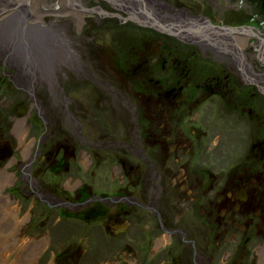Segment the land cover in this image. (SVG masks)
I'll list each match as a JSON object with an SVG mask.
<instances>
[{
    "label": "rangeland",
    "instance_id": "rangeland-1",
    "mask_svg": "<svg viewBox=\"0 0 264 264\" xmlns=\"http://www.w3.org/2000/svg\"><path fill=\"white\" fill-rule=\"evenodd\" d=\"M52 1L42 3L47 6ZM60 1L62 2L58 0ZM151 1L155 7L159 8L156 1ZM82 2L85 6L83 13L91 14L90 21L71 20L70 16L75 14L76 9L69 6H66L64 11L60 5L57 10L52 9L51 6H47L48 11H43L41 8L42 12L25 9L26 17L24 18L27 21L25 20L21 27L40 18L37 21L50 27L58 36L56 42L52 41L53 43L47 45L48 49H51L53 44H58L59 47L68 46L65 53L69 55L70 64L62 68L60 64L54 66L55 61H52V58L57 59L56 53L47 54L42 61L40 60L43 72L42 65L52 69L53 76L50 75V82L43 78L45 74H48L47 72H25L31 63L27 58H23L22 54L13 56L15 64L11 66L0 61V73H4L0 75L2 79L0 81V132L2 131L5 137L0 142L4 144L0 149V171L4 169V166H8L13 156L16 160L23 162L35 157L36 160L29 164L32 172L38 170L41 176L39 183L41 191H36L32 190L25 179L21 180L20 177L24 174L16 170V162L12 168L8 166V169H5L13 173L9 175H14V181L10 180L0 190V202L12 204L13 210L10 209V211L17 215L18 221L14 229L15 237H18L20 241L14 243L13 239L12 243L17 244V249L13 253L4 254L6 257L4 264H12V262L14 264H147L155 261L165 251L160 248L159 239H156L154 243L153 240L149 243L146 241V232L140 230L141 223L137 219V213L141 212L135 207H132L135 216L130 224H127L129 215L126 217L120 215L121 208L118 211L110 208L113 218L110 222L103 223V218L93 216L98 209L97 205L103 201H107L106 204L118 203L121 207L139 206V204L137 201L127 204L128 198L120 195L125 187V178L129 176H124L122 169L114 163L113 156L108 152L94 150L92 147L94 143H85V140L92 142L100 136L104 141H108L113 138V135L123 137L126 134L129 137L134 132L139 134V123L137 121L135 127V111L130 107V104L136 106L135 108L139 106L133 96L134 76L128 67V63L131 62L130 57L135 54L126 56V52L120 51L125 61L119 64L117 50L114 49L128 45L126 41L133 40L134 32L137 30L150 32L144 29V22L149 23L152 19L147 18L148 9L144 11L143 15L146 18L144 21L132 11L125 12L120 7L125 5L119 0H82ZM150 2L148 4L151 6ZM42 3L40 4L43 5ZM185 4L196 10L199 9V13L203 15L211 13L209 6L203 0L192 2L187 0ZM32 7L33 5H30L29 9ZM158 11L155 16H152L156 18L155 21L157 23L166 21L169 16L166 17L164 14L169 13L168 8L164 6ZM0 13H2L0 19L5 20L7 15L10 17L13 14V11H9L8 8L7 12ZM182 16L189 17L184 14ZM12 20H15V17H12ZM20 20L23 21L21 18ZM209 27L210 29L218 28L212 24ZM163 30L162 33L166 37L180 45L181 49L186 50L194 49L192 43L202 45L208 38L207 32H199L201 38L196 39L193 33L180 36L176 30L172 29V32ZM161 36L163 38V35ZM186 37L193 39L187 41ZM32 62L34 64L33 59ZM137 63H139V57L135 64ZM111 87L123 91L124 96L128 97L126 107L119 102L120 97L116 91L111 92ZM259 96L261 104L264 105V90H261ZM33 97L37 105L34 104ZM250 102L255 100L251 99ZM221 104L220 100H215V106ZM17 108H24V112H18ZM219 108H223L222 105ZM224 112V110H215L209 121L205 122L204 126L207 125V127L204 130L209 133V139L200 144L202 150L209 155L216 149L214 142L218 136L226 137L232 133V129L223 123L229 119V116L223 115ZM225 113L248 119L235 111ZM260 113L263 118L264 108H261ZM183 120V125L175 130L177 134L169 133L165 138L166 149L159 156L162 157L161 163L165 162V171L176 170L186 162H190L191 169L210 164V159L204 156L198 154L196 157L190 156L200 148L198 141L207 139L202 129L192 131L193 123L202 120L201 115H197V109L194 108L191 115L185 116L182 122ZM19 121L22 123L17 125ZM241 129L244 133L240 135L245 140H248L247 136L251 137L254 134L252 137L254 139L257 135L253 127L249 130L243 124L239 131H242ZM261 136L264 139V133ZM80 140L82 142H79ZM66 143L69 145L67 151L63 145ZM178 144L181 145L180 148ZM27 147L28 153H23ZM61 149L64 151L60 152ZM56 158H62L63 162H66L63 167H68V171L46 170V167ZM128 159L137 164L130 155ZM197 159L200 161L196 162ZM153 161L159 166L156 155ZM226 165V163L223 164V166ZM203 173L199 174L201 190L207 187V183L215 184L219 180V175L215 171L210 181ZM144 175L145 172L141 174L142 177ZM50 184L53 186L50 188L56 189L60 197L54 195L55 191L49 190ZM16 189H20L21 194H15ZM138 189L139 187H134V190ZM91 192L94 197L89 195ZM49 194H52L51 197L54 198L51 206L48 205L50 199L47 195ZM175 195L173 188L166 190L171 211L166 212L167 214L173 215L177 214L178 210H185L184 207L175 204L179 201L174 199ZM80 196L89 198L80 201ZM0 211L8 212L3 206L0 207ZM205 216L206 214L200 209L194 210L193 221L204 236H206ZM3 231L6 238H1L0 243L5 242L7 246H10L12 239L9 240L7 237L11 234L10 229H3ZM201 240L205 242L207 239ZM31 243H38V246L28 254L26 252L30 250ZM223 245L222 240L210 242L209 249L213 246L214 252H217L220 249L218 246Z\"/></svg>",
    "mask_w": 264,
    "mask_h": 264
},
{
    "label": "flooded vegetation",
    "instance_id": "flooded-vegetation-1",
    "mask_svg": "<svg viewBox=\"0 0 264 264\" xmlns=\"http://www.w3.org/2000/svg\"><path fill=\"white\" fill-rule=\"evenodd\" d=\"M154 1L159 6L156 7L157 12L161 7L168 8L169 13L164 14L169 16L167 20L157 23L156 18L151 16L155 23L144 27L150 32L137 30L135 38L126 41L128 45L114 49L117 50L119 64L125 61L120 51L126 52V56L135 54L130 57L128 67L134 76L133 96L139 106L135 108L129 104L134 108L135 127L138 121L139 134L134 132L129 137L126 134L123 137L113 135L108 141L101 136L92 142L85 140V143H94V150L113 156L114 163L122 169L124 176H129L125 178V187L120 195L128 198L127 204L137 201L139 206L121 207L118 203L106 204L107 201H103L97 205V211L90 214L103 218V223H106L113 219L111 209L118 211L121 208L120 215H129L127 224H130L135 216L132 207L139 209L141 213H137V219L141 223L140 230L146 232V241L153 240L154 243L159 239L160 248L165 250L155 260L157 264H264V258L259 260L260 252L264 250V139L261 136L264 133V114L261 118L260 113L264 105L259 96L264 90V0H203L210 8L208 15L186 6L187 0ZM43 6V11H48L47 6L59 9L52 3ZM151 7H155L154 4ZM151 7L147 9L155 14ZM37 10L42 12L40 8ZM183 14L189 17L184 18ZM208 24L218 28L210 29ZM2 26L4 24L0 23V40L4 42L7 32ZM47 28L40 37L52 31ZM163 29L168 32L176 30L180 36L193 33L196 39L201 38L199 32H207L208 38L203 43L205 45L192 43L194 49L186 50L166 37ZM191 39L186 37L187 41ZM1 52L4 53L3 50ZM138 57L139 63L135 64ZM0 61L5 63L1 55ZM94 74L97 78L96 72ZM114 90L120 97L121 105L126 107L128 97L123 91L111 87V92ZM217 99L223 108L215 106ZM251 99L255 102H250ZM33 101L37 103L34 97ZM194 108L202 120L193 123L192 131H205V122L215 110L235 111L248 119L224 112L223 115L229 116V119L223 123L232 129V133L226 137L218 136L214 142L216 149L209 155L200 144L209 139V133L205 131L207 139L198 141L200 148L191 151L190 156H204L210 159V164L191 169L190 162H186L176 170L165 171V162L161 163L162 157H159L166 149L165 138L169 133L177 134L175 130L183 125L182 119L189 117ZM243 124L249 130L253 127L257 134L254 139V134L247 136L250 142L240 135L244 133L242 129L239 131ZM3 138L1 131L0 142ZM3 145L0 143L1 148ZM63 145L67 151L68 143ZM28 149L25 148L23 153L27 154ZM128 155L137 164L132 163ZM155 155L160 167L153 161ZM12 158L17 163L16 170L26 174L22 161L14 156ZM199 161L197 159L196 162ZM224 163L227 165L223 166ZM63 164L66 162L62 158H56L46 170L68 171L69 168L63 167ZM214 171L219 180L215 184L207 183V187L201 190L199 174L204 172L210 181ZM24 176L20 177L21 180ZM40 181L39 175L27 180V183L32 190L41 191ZM50 187H53L52 184L49 190L60 197L59 192ZM134 187L139 189L134 190ZM170 188L175 190L174 199L179 200L175 204L185 209L173 215L166 213L171 212L168 206L170 199L166 196V190ZM51 195H47L49 199ZM89 195L94 197L92 192ZM80 198L84 201L89 197ZM197 209L206 214V236L193 221L194 210ZM200 238L207 240L204 242ZM219 240L224 245L218 246L220 249L217 252H214L213 246L209 249L210 242ZM257 249L261 250L258 252ZM155 261L147 264H156Z\"/></svg>",
    "mask_w": 264,
    "mask_h": 264
},
{
    "label": "bare ground",
    "instance_id": "bare-ground-1",
    "mask_svg": "<svg viewBox=\"0 0 264 264\" xmlns=\"http://www.w3.org/2000/svg\"><path fill=\"white\" fill-rule=\"evenodd\" d=\"M42 1H49V0H0V12L1 11L7 12L8 8H9V11H13V14L10 17H9V15H7L5 20H2V22H1V24H4L3 28L6 29L7 34L3 37L6 41L0 42V46L2 47V49L0 50V55L2 56V59H4V62L8 66H11V64H15V61L13 60V58H14L13 56H15V54H18V55L22 54V57L27 58V60L31 63V66L28 67L25 72H28V73L29 72L34 73L35 71H39L41 73L47 72L48 74H45L43 76V78H44V80L50 82L51 81L50 75L53 76L52 69L47 68L45 65H42V67L44 68L43 69L44 72H43L41 69V66H40V60L42 61V58L46 57L47 54L56 53V54H58V55H56L57 59L52 58V61L53 60L55 61L54 66H58L60 64L61 68H62L63 66H66L68 63L69 64L71 63L69 55L67 53H65L66 48H68V46L59 47L58 44H53L52 48L48 49L47 45L50 43H53L52 41L56 42L58 36H57V33L50 31L47 34L45 33V34H43V36L40 37V35L44 31V29H49L43 23L37 21V20H40V18H38L36 21L32 20V22L26 23L24 25V27H21L22 24L27 21V19L24 18V17H26L25 11L26 10H33V11L37 12L38 8H40V9L44 8L45 6L40 4V3H42ZM119 1L121 3H124L125 7H122V5L120 7L123 8V10L125 12L132 11L136 14V16L140 20L144 21L146 19L143 14H144V11L147 10V8L150 6L148 3L151 0H119ZM52 4L54 7L60 5V7L63 8L62 11L65 10L66 6L75 8L76 9L75 14L70 16L71 20H73L74 22L76 21V19H81V20L86 19V21H90L92 19L90 16L91 14L89 15V13H87V12L83 13L85 6L83 5L82 0H66V1L62 0V2L61 1L58 2V0H53ZM150 4L152 6L153 1H151ZM30 5H33L32 9H29ZM151 9L154 10V13L156 14V12H157L156 7H151ZM155 14H153V12H150L148 10L147 11V18H150L151 16H155ZM108 16H110V14ZM118 16H120V15H118ZM12 17H15V20H12ZM20 18L23 19V21H21ZM27 18H29V16ZM58 21L61 22L60 20H58ZM153 23H155V22L152 20V21H149L148 24L145 23V25H151ZM19 24H20V26H18ZM164 27H166V26H164ZM0 29H2V28H0ZM77 33H78V30H77ZM2 50L4 53L1 52ZM48 51L50 53H48ZM6 54H9V55L5 56ZM32 59L34 61V64L32 62ZM50 60H51V58H50ZM60 61H62V62H60ZM30 83H31V81H30ZM30 85H32V84H30ZM34 104L37 105L36 102H34ZM21 110H22V112H24V108L23 109L21 108ZM39 111L41 112L40 109H39ZM42 113H43V111H42ZM21 123H22V121H19L17 123V125L21 124ZM46 126H47V124H46ZM50 129H52V128H50ZM17 130H19V128H17ZM0 149H1V147H0ZM0 152H1V150H0ZM35 160H36L35 157H31L30 159H27V161H25V162L22 161V164L24 163V168L26 169V171H25L26 174H24L25 175L24 179L26 181L32 180L34 178H38L40 175V174H38V170H34L32 172V170L30 169L31 167H30L29 163L33 162ZM14 163H15V159H12L9 162L8 166H10L12 168ZM8 166H4V169H1V171H0V190H2L4 188V186L10 182V180H11V182L14 181V175L13 176L9 175V174H13V173L10 170H7V171L5 170V169H8ZM13 172L15 173V171H13ZM16 193L21 194V190L16 189L15 194ZM53 201H54V198L51 197L50 203L48 205L51 206L53 204L52 203ZM11 205L12 204L10 202H6V203L0 202V207L3 206V208L7 209V211H8L5 213L0 211V213L2 214V215L0 214V239L6 238V236L4 235L3 229H8V230L10 229L11 234L8 235L7 237L9 240L12 239L10 241V246H7L5 242L0 243V264H4V258L6 261V257L4 255L5 253H7V254L13 253L17 249L16 248L17 244L12 243L13 239H14V243H16V241H18V242L20 241V239L18 237H15L14 229L16 228L18 221H17V215L15 213H11V211H10V209L13 210V207ZM19 245H21V244H19ZM31 245L32 246H30L31 247L30 250H27V252H26L28 254L31 253L32 251H34V249H35L34 247L38 246V243H36V244L31 243ZM40 245H41V243H40ZM22 247H23V245H22ZM260 250L261 249H257L258 252ZM263 255H264V250L259 257V260L264 258ZM12 264H14V263L12 262Z\"/></svg>",
    "mask_w": 264,
    "mask_h": 264
},
{
    "label": "water",
    "instance_id": "water-1",
    "mask_svg": "<svg viewBox=\"0 0 264 264\" xmlns=\"http://www.w3.org/2000/svg\"><path fill=\"white\" fill-rule=\"evenodd\" d=\"M17 110H18V112H22V111L20 110V108H17Z\"/></svg>",
    "mask_w": 264,
    "mask_h": 264
}]
</instances>
